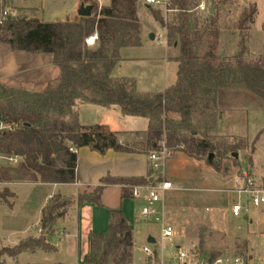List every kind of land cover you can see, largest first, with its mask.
<instances>
[{
	"label": "trees",
	"instance_id": "trees-1",
	"mask_svg": "<svg viewBox=\"0 0 264 264\" xmlns=\"http://www.w3.org/2000/svg\"><path fill=\"white\" fill-rule=\"evenodd\" d=\"M84 1L94 6L89 17L48 22L21 15L0 24V44L11 51L52 54L61 72L59 80L42 92L0 84V154L22 158L16 167L0 168V183H75L77 149L84 146L100 154L109 149L150 153L161 150L164 143L168 151H181L198 160L207 156L209 165L220 170L221 163L215 159H224L239 149L236 144L215 141L212 134L218 108L223 106L221 94L243 86L264 104V65L247 61L244 45L233 61L221 59L214 47L201 55L199 47L207 36H216V31L191 26L193 0H170L168 11L177 13L172 21L161 12L153 16L165 29L168 46L179 49L177 83L163 92H139L133 79L112 76L121 60L120 50L141 45L138 0H112L103 7L94 0ZM257 12L256 6L244 10L239 27L246 29ZM211 16L215 26L216 14ZM95 33L98 41L89 46L86 39ZM79 100L106 107L118 105L125 115L148 118L146 139L136 146L124 145L107 125H82L76 110ZM211 153L214 157L209 160ZM117 183L123 184L122 197H133V186L148 184V179L107 176L90 191L80 193L77 204L102 206L106 185ZM15 196L8 187L0 190V200L8 202ZM70 204V199L58 194L43 208L41 226L47 234ZM133 247L128 221L121 209L113 210L109 231L92 236L86 262L130 264ZM36 249L52 251L54 246L46 235L27 237L3 247L0 264H4V256L16 257Z\"/></svg>",
	"mask_w": 264,
	"mask_h": 264
},
{
	"label": "rangeland",
	"instance_id": "rangeland-1",
	"mask_svg": "<svg viewBox=\"0 0 264 264\" xmlns=\"http://www.w3.org/2000/svg\"><path fill=\"white\" fill-rule=\"evenodd\" d=\"M25 1L34 0H11V3L15 6ZM202 1L208 3L209 7L214 6L215 26L212 25L210 8L205 11L196 9ZM2 6L6 5L1 4L0 8ZM252 6L258 10L255 20L242 30L239 27L241 14ZM192 8L193 28L216 31V36L204 39L199 47L201 55L214 47L221 59L233 61L244 45V58L264 65V0H193ZM155 12H161L167 21H172L177 13L166 10L162 5L153 4L150 9L144 0L138 3V15L145 35L148 34L150 38L151 32L155 36L154 40L149 39L143 51L165 57L168 52L165 29L155 20ZM17 16H21V13L17 12L12 18ZM6 49L5 45L0 44V62L5 55L12 59L9 70H15L21 65L25 66L24 71L27 72L32 70L34 62L40 63L41 56H45L24 51H8L7 54ZM171 54L173 56L177 51ZM162 85L158 89H162ZM220 102L223 106L218 108L216 129L212 134L215 141L236 144L239 156L235 158L233 152L224 159L216 158V162L221 163V169L216 170L209 165L207 156L198 160L181 151L167 152L162 170L164 176L174 183L175 189L166 192L163 201L166 205L165 222L173 226L174 235L171 239L164 238L163 223L150 220V227L158 241L151 244L157 264H176L180 249L188 253V264H206L221 256L230 259L239 257L244 264H264V210L249 203L248 211L244 210L240 216L231 213L234 203H248L246 195L231 191L236 175L249 170L253 165L264 174V104L243 86L225 91L221 94ZM2 166L17 165L0 159V168ZM161 173L156 174L161 177ZM4 188L5 185L0 183V190ZM50 188L49 185L16 186L19 198L13 208L14 197H9L8 202L0 200V247L18 244L31 233V226L39 214L41 199ZM61 198L71 200L62 195ZM162 203L156 204V207H161ZM145 204L139 199L137 206L141 209ZM247 214L248 218H245ZM140 256L144 258L142 252ZM143 258L140 263L145 264ZM3 260L4 264H18L8 262L6 256ZM31 260H40V257L35 256Z\"/></svg>",
	"mask_w": 264,
	"mask_h": 264
},
{
	"label": "crops",
	"instance_id": "crops-1",
	"mask_svg": "<svg viewBox=\"0 0 264 264\" xmlns=\"http://www.w3.org/2000/svg\"><path fill=\"white\" fill-rule=\"evenodd\" d=\"M94 1L100 7H103L109 6L112 0ZM144 2L146 3V0ZM82 3L86 5L91 4L84 0H34L33 2L25 1L20 5L13 6L11 0H6L5 5L28 18H37L41 21L51 22L66 19L67 17L79 19L80 16L77 11ZM1 4H4V0H0ZM147 7L151 9L150 4H147ZM151 34L150 32L149 35ZM141 38V45L123 47L120 50L121 60L115 66L112 76L114 78L133 79L136 82L137 90L142 93L163 92L177 83L179 69L177 57L179 49L173 47L177 51V54H173L172 56L171 53L175 50H170L172 47L168 46L166 39L168 52L165 57H158L143 51L149 39L151 41L154 40L151 37L148 38V34L145 35L143 27ZM8 51L11 50L6 49L7 54L9 53ZM36 54L45 56H41L40 63L34 62L32 70H27V72L24 71L25 66L21 65H18L15 70H9L8 68L12 59L8 55L3 56L4 60L0 62V84L42 92L49 84L57 82L61 76V72L60 68L54 64L53 55L49 53ZM1 68L3 71H1ZM160 84H164L162 85V89H158ZM76 110L82 125H107L113 132L117 133L120 143L124 145L136 146L146 139L149 119L125 115L118 105L106 107L79 100L76 104ZM77 153L78 178L75 183H42L40 181L3 183L5 187H8L16 194L12 208L15 207L16 199L19 198L15 189L16 186L49 185L51 187L47 195L41 199L39 214L35 223L31 226V233L22 240L27 237L38 238L46 235L49 242L54 246V250L52 251H44L42 249L24 251L16 257L6 256V260L18 264H88L86 258L90 253L92 236L107 233L110 227L111 211L121 209L133 232V260L130 264H142L140 262L143 257H138L140 252L144 254L143 263H145L146 254L143 251V247L148 244L149 237L155 238V243L158 242L150 227L151 221L142 217L140 209L137 206L139 199L146 202L147 192L145 190L142 191V198L122 197L123 184H108L102 194V206L89 202L78 205L77 197L85 190L90 191L99 185L101 180L107 176L112 178L144 177L149 181L153 173L149 153H126L109 149L105 154H100L88 146L80 147L77 149ZM250 170L258 178L264 175L255 169L254 165L251 166ZM161 174L164 175L163 172ZM69 187L73 189L70 190L68 189ZM58 194L71 198V204L67 206L65 214L58 217L52 232L47 234L41 226L43 208L50 202L53 196ZM162 206L164 208L166 206L164 201ZM257 208L264 210V205ZM248 209L245 211H248ZM245 218H248V214L245 215ZM27 229L30 230L28 227ZM141 243L145 245L139 246L138 244ZM4 247L7 246L4 245ZM2 248L1 246L0 250ZM35 256L40 257V260L32 261L31 258Z\"/></svg>",
	"mask_w": 264,
	"mask_h": 264
},
{
	"label": "built area",
	"instance_id": "built-area-1",
	"mask_svg": "<svg viewBox=\"0 0 264 264\" xmlns=\"http://www.w3.org/2000/svg\"><path fill=\"white\" fill-rule=\"evenodd\" d=\"M147 4L150 5H162L167 7L170 5V0H146ZM209 5L205 1H202L198 4L196 9L200 11L209 10ZM16 11L9 6H2L0 8V24L6 21L9 18H12L16 15ZM98 41V34L95 33L89 36L86 39V42L89 46H94ZM3 128V126H2ZM163 148L158 151H152L149 153V159L152 167V177L153 181L145 185H136L133 186V197L142 198V191L145 190L146 194V204L140 209V213L143 218L147 220L155 219L163 223V237L171 239L174 235V228L170 224L165 222V209L161 207H156V204L163 202L164 194L168 191L175 189L174 183L167 179L166 176L162 175L161 177L157 176L158 172H163L162 168L165 166L166 154L168 149L162 143ZM0 159L9 161L13 165H18L21 162V157L16 155H6L0 154ZM231 191L238 192L239 194H244L247 196V204L239 201L234 203L231 207V212L234 216H240L244 210L249 207V203L260 207L264 205V175L261 178H258L253 175L252 171L243 170L240 174L236 175L233 188ZM143 251L146 254L145 264H157L154 259V251L151 248V244H147L143 247ZM189 255L186 251L179 250L178 256L176 258V264H188ZM163 264V263H162ZM206 264H244L241 258L235 257L230 259L228 257H217L212 262H207Z\"/></svg>",
	"mask_w": 264,
	"mask_h": 264
},
{
	"label": "water",
	"instance_id": "water-1",
	"mask_svg": "<svg viewBox=\"0 0 264 264\" xmlns=\"http://www.w3.org/2000/svg\"><path fill=\"white\" fill-rule=\"evenodd\" d=\"M93 8H94V6H93L92 4H87V5H86L85 3H82V4L80 5V8L78 9L77 13H78V15H79L80 17H89V16L92 15ZM210 12H211L212 14L215 12V9H214V6H213V5L210 7ZM150 37H151L152 39L155 38L154 34H151ZM232 156H234L235 158H238L239 155H238L237 152H234ZM213 157H214V154L211 153V154L209 155V160H212ZM152 181H153V177H150L149 182H152ZM155 242H156L155 238H153V237H149V239H148V243H149V244H154Z\"/></svg>",
	"mask_w": 264,
	"mask_h": 264
}]
</instances>
